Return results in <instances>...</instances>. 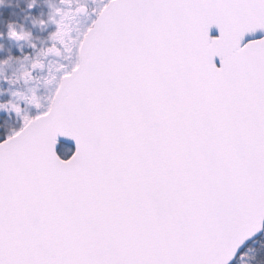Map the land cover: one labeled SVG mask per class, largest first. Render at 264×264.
<instances>
[{
  "label": "snow or ice",
  "instance_id": "1",
  "mask_svg": "<svg viewBox=\"0 0 264 264\" xmlns=\"http://www.w3.org/2000/svg\"><path fill=\"white\" fill-rule=\"evenodd\" d=\"M62 3L12 81L47 69L44 102L0 101L22 121L0 132V264L243 261L264 234V0Z\"/></svg>",
  "mask_w": 264,
  "mask_h": 264
},
{
  "label": "flooded vegetation",
  "instance_id": "2",
  "mask_svg": "<svg viewBox=\"0 0 264 264\" xmlns=\"http://www.w3.org/2000/svg\"><path fill=\"white\" fill-rule=\"evenodd\" d=\"M54 1L55 2L52 5L48 4V0H47V3L45 2V0L38 2L32 11L31 17H29L28 19L24 18L22 12L19 9H12V10L10 9V11H5L3 16L0 17V20H1V22H0V48L2 46H5V45L9 46L8 31H9V25H11L12 23L19 24V29L23 28L24 30H28V31L32 30L33 35H35V36H43L44 38L49 39L50 33H52L55 30L56 25L51 21L49 23V25H47V23L44 25H41L42 26V30H41L39 28V26H36V24L34 25L33 21L37 20V18L41 17V15L45 14L46 12L52 13V11H53L52 6L53 5H55L56 7L64 8L65 10H67L69 7V5L67 3H62V0H54ZM72 2H73V6H74L75 1L72 0ZM87 3H88L90 10L94 9V8H98L102 5V3L98 0H87ZM11 12H13V13L17 12L18 17L15 18V17H13V15L11 16V14H9ZM85 18H86V16H75L74 18H72L69 21L73 35L76 34V31L78 30L79 25H80V27H83L88 22L87 19H85ZM14 41L17 43V42H20L23 40H14ZM50 44H51V41L49 40V43H47V45H45L42 49H46ZM40 49H36L35 51H33V54H32L30 47L28 46V47H25L23 49V51H20V53L24 54L26 56H28V55L34 56L36 51H39ZM18 52L19 51L14 50L12 54L16 57V56H18L17 55ZM1 55H4L8 58V57H10V52L9 53H1ZM6 57H4V58H6ZM12 59H13V57H12ZM56 59L57 58H51L50 57V58H48V61H46V63L54 64ZM64 62H67V61L65 60ZM46 75H47V69L45 70V72L43 74H37V78L32 80V81H29V82L30 83L37 82V84L42 85V83L44 81V77ZM0 87H1L2 92H6V89H9L10 86L6 80L0 79ZM12 87L15 89H19V91H24V92H28L27 89H29L28 87L26 88V85L23 84L22 80L17 81V83L15 85H13Z\"/></svg>",
  "mask_w": 264,
  "mask_h": 264
},
{
  "label": "rangeland",
  "instance_id": "3",
  "mask_svg": "<svg viewBox=\"0 0 264 264\" xmlns=\"http://www.w3.org/2000/svg\"><path fill=\"white\" fill-rule=\"evenodd\" d=\"M40 1H43V0H40ZM40 1L36 0V4L38 2H40ZM98 1H100L101 3L103 2V0H98ZM45 2L47 3V0H45ZM54 2H55L54 0H48V4L52 5ZM9 4H11L12 7H8ZM15 4H16V0H2V3H0V17L3 16L5 11H10V9L11 10L12 9H17L15 7ZM9 14H11V16L13 15V17H15V18L18 17V13L17 12L16 13L11 12ZM50 14H51V12L50 13L46 12L45 14H43V18L48 21L47 25H49V23L51 22V20L49 19ZM85 19H87V17ZM0 22H1V20H0ZM11 25L14 26L17 31L30 32L31 35H32V43H34L36 45V48L33 49L28 41H24L23 40V41H20V42L16 43L13 39L9 38V36H8V38H9V46L5 45V46H2L0 48V61H4V60H8L9 59V57L7 58L6 56L1 55V53H9L10 52L11 60H10V62L8 64L4 65V69H5V72L7 73L8 76L13 77L14 73L17 76L22 71L20 62L23 60V58L26 55L21 54L20 51H23V49L25 47L29 46L30 50H31V53L33 54V51H35L36 49H40V48L42 49L45 45H47V43H49L50 39H48V38L46 39L43 36H35V35H33L32 30L28 31V30H24L23 28L19 29V24L12 23ZM36 26H39V28L42 30V26L39 23H36ZM79 28H81L80 25H79ZM14 50L19 51L18 54H17L18 56H16V57L12 54ZM4 57H6V58H4ZM12 57H13V59H12ZM13 78H15V77H13ZM23 84L26 85V88L27 87L29 89L30 88H35L37 90V94L41 97V102L42 103L44 102L45 98L49 94V88L45 85L44 81H43L42 85L37 84V82H32V83L28 82L27 84H25L23 82ZM12 90L15 91V90H19V89H15V88L12 87ZM9 99H10V91H9V89H6V92H2L1 91V87H0V101H7ZM15 99L17 100L18 103L21 104V106L23 107V109H24V111L26 113L30 114L31 112L35 111L33 109L32 105L27 104L26 102L21 100L19 97H16ZM3 116H4V112L2 110H0V117H3ZM21 123H22V121L18 120V121L13 123L11 128H13V127L18 128ZM11 128H8V127L0 124V132H7ZM240 264H244V263L241 262Z\"/></svg>",
  "mask_w": 264,
  "mask_h": 264
},
{
  "label": "clouds",
  "instance_id": "4",
  "mask_svg": "<svg viewBox=\"0 0 264 264\" xmlns=\"http://www.w3.org/2000/svg\"><path fill=\"white\" fill-rule=\"evenodd\" d=\"M0 3H2V0H0ZM35 6H36V0H16V4H15V7L22 12L25 19L31 17L32 11ZM8 7H12V5L9 4ZM47 22L48 21L43 18V15L37 18V20L33 21L34 25L36 23H39L40 25H44ZM4 65L6 64L0 65V67L3 68V72L0 73V79L5 80L4 77L5 76L8 77L6 81L9 83L10 99H12L13 98L12 92H14V90H12V86L16 84V83L15 84L12 83V81L16 79L17 76L15 74H13L15 78L8 76L7 73L5 72ZM15 91H19V90H15ZM0 110L4 112V116L0 117V124L8 128H11L14 122L20 120V117L17 116L15 111H11L8 109H0ZM258 255H259V250H253L248 255V257H246L245 264H264V261L258 260Z\"/></svg>",
  "mask_w": 264,
  "mask_h": 264
},
{
  "label": "trees",
  "instance_id": "5",
  "mask_svg": "<svg viewBox=\"0 0 264 264\" xmlns=\"http://www.w3.org/2000/svg\"><path fill=\"white\" fill-rule=\"evenodd\" d=\"M253 250H259L258 260L264 261V234L259 236L254 241L250 242L243 251L246 253L243 261L237 260L233 264H240L243 262L245 264L246 257L253 251Z\"/></svg>",
  "mask_w": 264,
  "mask_h": 264
},
{
  "label": "water",
  "instance_id": "6",
  "mask_svg": "<svg viewBox=\"0 0 264 264\" xmlns=\"http://www.w3.org/2000/svg\"><path fill=\"white\" fill-rule=\"evenodd\" d=\"M212 33H213V35H218V29H216L215 27L212 29ZM257 37L258 36H260V35H264V32H258L257 34H255ZM247 38H254L251 34L248 36V37H246V39ZM261 236V235H260ZM259 237V236H258ZM258 237H256V238H254V240L255 239H257ZM253 240V241H254ZM250 242H252V241H249L243 248H241V251H243V249L250 243ZM235 262V261H234ZM233 262V263H234Z\"/></svg>",
  "mask_w": 264,
  "mask_h": 264
}]
</instances>
